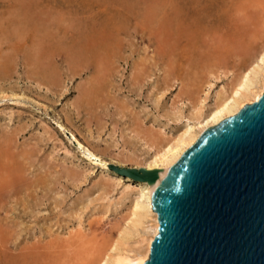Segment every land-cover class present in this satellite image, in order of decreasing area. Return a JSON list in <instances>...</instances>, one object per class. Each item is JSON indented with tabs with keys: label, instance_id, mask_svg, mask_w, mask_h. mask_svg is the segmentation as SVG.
I'll list each match as a JSON object with an SVG mask.
<instances>
[{
	"label": "rangeland",
	"instance_id": "obj_1",
	"mask_svg": "<svg viewBox=\"0 0 264 264\" xmlns=\"http://www.w3.org/2000/svg\"><path fill=\"white\" fill-rule=\"evenodd\" d=\"M263 40L264 0H0V264H85L128 203L122 156Z\"/></svg>",
	"mask_w": 264,
	"mask_h": 264
},
{
	"label": "water",
	"instance_id": "obj_2",
	"mask_svg": "<svg viewBox=\"0 0 264 264\" xmlns=\"http://www.w3.org/2000/svg\"><path fill=\"white\" fill-rule=\"evenodd\" d=\"M153 182L157 169L116 167ZM158 227L142 264H264V90L201 133L151 194Z\"/></svg>",
	"mask_w": 264,
	"mask_h": 264
},
{
	"label": "bare ground",
	"instance_id": "obj_3",
	"mask_svg": "<svg viewBox=\"0 0 264 264\" xmlns=\"http://www.w3.org/2000/svg\"><path fill=\"white\" fill-rule=\"evenodd\" d=\"M224 75L226 76V73ZM218 77V74L210 72L203 85L207 90L203 92L204 89L201 88L203 95L198 94L194 99H189L183 114H171L177 120L183 118L178 129L170 133L160 129V137L145 141L142 144V152L130 151L122 156L130 163L131 168L157 169V178L153 182H147L127 177L128 181L132 180L133 185H125L128 190L124 197L128 199V203L123 211H119L117 221L113 220L115 234L108 235L103 243L98 244L99 248L90 251L85 264H142L147 259L150 243L158 230L157 214L151 207L152 192L166 170L203 131L233 115L245 103L259 98L264 90V40L253 49L248 60L236 73L227 75L222 85L209 92L212 86L211 78ZM94 159L97 160L98 157L95 156ZM101 165L104 166L105 163ZM116 210L117 208L115 212ZM81 231L84 232L80 227L79 232Z\"/></svg>",
	"mask_w": 264,
	"mask_h": 264
}]
</instances>
